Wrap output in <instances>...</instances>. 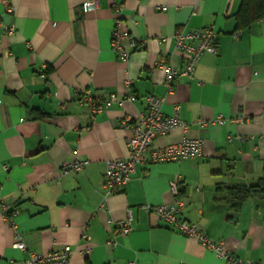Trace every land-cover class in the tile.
Returning <instances> with one entry per match:
<instances>
[{
	"label": "crops",
	"instance_id": "crops-1",
	"mask_svg": "<svg viewBox=\"0 0 264 264\" xmlns=\"http://www.w3.org/2000/svg\"><path fill=\"white\" fill-rule=\"evenodd\" d=\"M10 1L13 13L0 0V212L7 203L19 213L0 217V264L63 245L73 249L70 264H227L142 207L179 198L182 215L212 240L264 264V198L252 195L236 210L226 199L227 187L264 174V16L238 26L242 0H99L88 12L89 0ZM116 3L138 44L127 61L111 45ZM206 26L218 32V52L206 53L170 92L159 64L185 65L176 31ZM80 89L115 93L124 104L93 112L77 101ZM150 94L165 98L166 114L181 105L186 135L203 140L202 154L138 164L125 187L108 194V162L128 156L132 132L123 120L139 117ZM184 135L175 128L153 147ZM74 160L87 164L63 173ZM129 214L131 231L116 234ZM18 236L26 250L14 247Z\"/></svg>",
	"mask_w": 264,
	"mask_h": 264
},
{
	"label": "built area",
	"instance_id": "built-area-1",
	"mask_svg": "<svg viewBox=\"0 0 264 264\" xmlns=\"http://www.w3.org/2000/svg\"><path fill=\"white\" fill-rule=\"evenodd\" d=\"M6 6L7 12L13 13L15 8L10 0H2ZM99 0H89L84 4V12L97 9ZM114 9L117 17L114 25V33L111 45L117 57L122 61H127L132 52L138 48V44L133 39L129 28L122 17L123 6L115 4ZM8 33L14 32V27L9 26L6 30ZM218 32L213 26L192 28L185 31H176L175 40L176 48L186 56V63L179 67L173 64H166L163 60L160 62L166 72V85L171 92L179 77H193L196 72V66L206 53L215 54L218 52ZM79 103H88L92 106L93 112H98L104 104L117 102L119 105L124 104L117 94L94 96L87 89L77 90L75 93ZM134 99V97H130ZM147 108L136 119L125 118L123 126L130 129L132 135L128 139V156L108 162L104 180V188L108 194L119 191L131 179L138 164L147 162H164L179 161L184 158H197L203 151V140L201 138L186 135L190 129V123L181 116V105L177 104L172 114H166L163 111L164 97L148 95L146 97ZM219 124L224 123L223 119L217 121ZM205 125V122H201ZM175 128L183 130L185 135L179 142L171 143L162 147H153L154 140L158 135H166ZM87 161L74 160L62 165V172H78L83 170ZM185 186V185H184ZM172 191L179 195V182H172ZM148 211L153 212L162 220L166 221L174 230L186 235L196 237L202 244L211 248L216 254L222 257L227 264H258L252 260H244L237 257L234 253L226 249L223 241L216 242L212 240L198 224L189 221L182 215L184 202L178 199L173 203L158 205H142ZM0 217L11 220L19 211L12 208L7 203L1 205ZM133 217L129 214L124 221L118 222L114 227L116 234H128L132 229ZM86 239H89L84 235ZM14 247L26 250L27 245L18 236ZM73 249L70 245H63L60 249H53L47 253L31 252L28 258L24 260L11 259L10 264H70Z\"/></svg>",
	"mask_w": 264,
	"mask_h": 264
},
{
	"label": "trees",
	"instance_id": "trees-1",
	"mask_svg": "<svg viewBox=\"0 0 264 264\" xmlns=\"http://www.w3.org/2000/svg\"><path fill=\"white\" fill-rule=\"evenodd\" d=\"M263 16L264 0H242V4L237 13L238 26L246 27ZM226 189L223 188L222 191H229V196L226 199L231 201V207L236 210L252 195H258L264 198V174L255 184H236Z\"/></svg>",
	"mask_w": 264,
	"mask_h": 264
}]
</instances>
